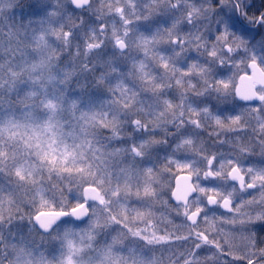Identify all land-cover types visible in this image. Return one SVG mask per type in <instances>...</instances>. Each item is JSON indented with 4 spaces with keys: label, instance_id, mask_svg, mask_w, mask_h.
Returning <instances> with one entry per match:
<instances>
[{
    "label": "rangeland",
    "instance_id": "1",
    "mask_svg": "<svg viewBox=\"0 0 264 264\" xmlns=\"http://www.w3.org/2000/svg\"><path fill=\"white\" fill-rule=\"evenodd\" d=\"M263 2L91 0L76 10L71 0H0V88L15 99L0 98V264L253 259L264 236V145L240 131H264V102L234 93L248 63L264 71ZM40 86L56 96L35 111ZM65 106L79 128L66 129ZM235 167L253 190L229 180ZM183 174L197 194L176 206ZM86 187L102 201L88 204V221L69 215L39 230L38 214H69ZM210 198L230 199L232 214ZM196 211L211 240L200 248L187 220Z\"/></svg>",
    "mask_w": 264,
    "mask_h": 264
},
{
    "label": "water",
    "instance_id": "2",
    "mask_svg": "<svg viewBox=\"0 0 264 264\" xmlns=\"http://www.w3.org/2000/svg\"><path fill=\"white\" fill-rule=\"evenodd\" d=\"M71 3L76 10H83L90 6L91 0H71ZM117 48L120 52L126 51V47L122 42L118 44ZM248 69L251 72L250 75H242L238 79L234 93L235 98L238 102L243 104H258L263 100L258 95L257 88L259 85L264 87V72L255 62H251L248 65ZM210 177L213 178L212 175H210ZM230 180L238 183L240 188L244 185V177L236 170L230 175ZM196 193L197 190L193 184V177L186 174L180 175L175 180V188L171 197L172 202L176 206H186ZM91 202L101 205V194L98 189L94 187H86L84 189V203L81 206L74 208L69 214L60 212H42L36 216L34 221L35 225L42 232L49 233L69 215L75 222L84 223L90 218L88 204ZM214 202V198H210L208 200V205L212 207ZM225 204H228V201H225ZM225 210L227 211V209ZM198 217V213H193L187 220L189 223H194Z\"/></svg>",
    "mask_w": 264,
    "mask_h": 264
},
{
    "label": "flooded vegetation",
    "instance_id": "3",
    "mask_svg": "<svg viewBox=\"0 0 264 264\" xmlns=\"http://www.w3.org/2000/svg\"><path fill=\"white\" fill-rule=\"evenodd\" d=\"M239 15H240V12H239ZM256 15H259V17H258V22H257V25H256V28L257 27H259L261 24H262V22H263V19H264V12L263 13H261V11L259 10V11H257V13H256ZM241 16V15H240ZM239 16V17H240ZM242 22V21H241ZM242 23H244V22H242ZM251 63V62H250ZM250 63H248V65L250 64ZM259 67H260V65L258 64V63H256ZM248 65H247V70H248V74H243V75H250V70L248 69ZM261 68V67H260ZM262 69V68H261ZM263 70V69H262ZM257 93H258V95L263 99L260 103H258V104H261V103H263L264 102V87H262L261 85H259L258 86V88H257ZM256 105V104H255ZM264 112V111H263ZM246 121H245V123H244V125L243 126H245L246 125ZM246 130V131H245ZM247 130H249V131H247ZM235 132H238V130H236V131H234L233 133H235ZM235 135V134H234ZM240 135H243V136H246L247 138H249V139H251V140H253V141H255V142H260V143H262L263 145H264V131H261V130H256V129H254V128H250V127H248L247 125L245 126V128L244 129H241V131H240ZM238 171V173H240L243 177H244V185L240 188V186L238 185V183H236V182H232L231 180H230V175L232 174V172H234V171ZM229 180L234 184V185H236L237 186V189L239 190V191H244L245 189H248V190H253L255 187L252 185V184H250L249 183V178H248V175L247 174H245V171H243V170H241V168L239 167V168H237V167H235V168H233L232 170H231V172L229 173ZM196 188V187H195ZM197 190V189H196ZM197 194V193H196ZM194 197V196H193ZM215 200V202H214V204H213V206L212 207H210L209 205V207L210 208H215V207H219L220 209H221V211L223 212V213H225V214H232V212H233V203H232V201L230 200V199H224L223 201H221L220 203H218V201L216 200V199H214ZM225 201H228V204H225ZM207 203H208V201H207ZM187 206V205H186ZM225 209H227V211L225 210ZM193 213H198L199 214V217H198V219L194 222V223H191V225H192V227H193V231H192V237H193V240H194V242H195V245L196 246H199V248L200 247H202V245L203 244H207L208 242H210V241H208V240H206V231H205V229L203 230V229H198V226H199V223L198 222H200V220H201V217H202V215H201V213L200 212H198V211H196V212H193ZM192 213V214H193ZM188 219V218H187ZM213 240H214V242L216 243V241L217 240H215L214 238H213ZM254 243H255V245H254ZM254 243H252V251H254V255L253 256H255V257H253V259H250V260H248L247 262H238L239 264H264V236L263 237H256V239H255V242ZM223 244V243H222ZM224 244H225V246H227V244L224 242ZM223 244V245H224ZM225 250V253L224 254H227L229 251H228V246L226 247V248H224ZM221 250H223V249H221Z\"/></svg>",
    "mask_w": 264,
    "mask_h": 264
},
{
    "label": "trees",
    "instance_id": "4",
    "mask_svg": "<svg viewBox=\"0 0 264 264\" xmlns=\"http://www.w3.org/2000/svg\"><path fill=\"white\" fill-rule=\"evenodd\" d=\"M263 10H264V8H263ZM40 87L41 88L37 89V98L35 100V104H36L35 111H43L42 101L48 102V101L52 100L53 97L56 96V94L52 88L49 87L46 89L44 86H40ZM43 87L45 89H43ZM8 91L9 90L6 87H1L0 88V98H3V101L6 100L5 103L10 102L11 105H14L15 99L9 98V92ZM69 109L70 108L65 106L63 108L64 112L62 114L63 121H64L65 125L67 126L66 129L67 130H70L71 128L77 129L81 125L80 122L77 120L80 115L76 114L77 111H74V113H72L73 111H70ZM42 115H44V114L43 113L39 114V117H41Z\"/></svg>",
    "mask_w": 264,
    "mask_h": 264
}]
</instances>
